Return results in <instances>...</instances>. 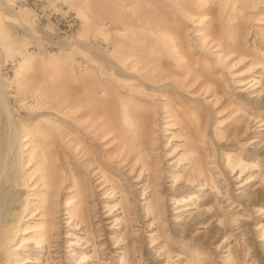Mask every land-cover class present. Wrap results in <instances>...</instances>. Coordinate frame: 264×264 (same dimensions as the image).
Masks as SVG:
<instances>
[{
  "label": "rangeland",
  "instance_id": "rangeland-1",
  "mask_svg": "<svg viewBox=\"0 0 264 264\" xmlns=\"http://www.w3.org/2000/svg\"><path fill=\"white\" fill-rule=\"evenodd\" d=\"M5 2L0 264H264V0Z\"/></svg>",
  "mask_w": 264,
  "mask_h": 264
},
{
  "label": "bare ground",
  "instance_id": "bare-ground-1",
  "mask_svg": "<svg viewBox=\"0 0 264 264\" xmlns=\"http://www.w3.org/2000/svg\"><path fill=\"white\" fill-rule=\"evenodd\" d=\"M0 2L1 3H6L5 2V0H0ZM8 11H9V13H10V10L8 9ZM216 57H217V59H219L220 57H221V55L220 54H218L217 53V55H216ZM109 66H114L115 68H119V66L118 65H115L114 63L112 64V63H110V61H109V64H108ZM3 84V83H2ZM258 84V82H256L255 81V79H253V80H247V81H241L240 82V86H248L247 88H250V87H253L254 85H257ZM259 85H257V87H258ZM257 87H254V88H257ZM246 88V87H245ZM253 88V89H254ZM77 89V88H76ZM244 90H246V89H244ZM255 90V89H254ZM77 91V90H76ZM173 91H174V89H173ZM176 92V91H175ZM175 95V94H174ZM180 95H182V94H180ZM179 95V96H180ZM0 102H1V104H2V106H3V108L6 110V113H7V117L9 118V123H10V125H11V128L13 129V132H15V126H14V123H13V121H12V113H11V111L9 110V106H8V104H7V100H6V97L4 96V93L2 92V90L0 89ZM72 109V108H71ZM70 109V110H71ZM171 110V109H170ZM82 112H85V114H83ZM172 112V111H171ZM92 113H96L95 111H89V112H87V111H84L81 107H77V105H76V107H75V109H74V112H73V116H72V123L73 124H75L74 126H76V128L78 129V127L77 126H81V127H83V124L81 123V122H86V121H81V118H83V117H85L86 116V118H84L83 120H87L88 121V118H87V116H90V115H94V114H92ZM141 113H142V111H141ZM174 114V113H173ZM147 115V114H146ZM182 115H184V114H182ZM170 116H174V115H170ZM175 117V116H174ZM131 118V117H130ZM183 118H184V116H183ZM74 119V120H73ZM88 122H90V121H88ZM73 126V127H74ZM184 126V125H183ZM83 133V132H82ZM84 133H85V131H84ZM96 133V132H95ZM99 133H101V132H99ZM120 133V132H119ZM125 133V132H124ZM170 134H172V133H170ZM17 135V134H16ZM131 135H132V133H131ZM133 136H134V134H133ZM99 138V137H98ZM103 138V137H102ZM129 138V137H128ZM136 138V137H135ZM171 139V138H170ZM105 140V139H104ZM92 141V140H91ZM84 142V140H83V138L81 139V137H78V136H75L74 138H73V143H75L76 145H80V144H82ZM126 143V142H125ZM138 144H140V143H138ZM83 145V144H82ZM126 148V147H125ZM144 148V147H143ZM175 149V148H174ZM127 153V152H126ZM121 157V156H120ZM120 159V158H119ZM95 160V159H94ZM121 161V160H120ZM118 162V161H117ZM114 165V164H113ZM117 165V164H116ZM119 165V164H118ZM56 173V172H55ZM155 173V172H154ZM101 177H102V175H101ZM104 179V178H103ZM100 182V181H99ZM60 186L62 185V184H59ZM105 186H101L100 187V189L101 188H104ZM57 188H58V186H57ZM45 239V238H44ZM43 239V240H44Z\"/></svg>",
  "mask_w": 264,
  "mask_h": 264
},
{
  "label": "crops",
  "instance_id": "crops-1",
  "mask_svg": "<svg viewBox=\"0 0 264 264\" xmlns=\"http://www.w3.org/2000/svg\"><path fill=\"white\" fill-rule=\"evenodd\" d=\"M102 1H105L106 5L109 3V0H101V3H102ZM206 1L210 4V0H202V2H201L202 6H200V7H206V6H203V3L205 4ZM206 8H208V7H206Z\"/></svg>",
  "mask_w": 264,
  "mask_h": 264
}]
</instances>
